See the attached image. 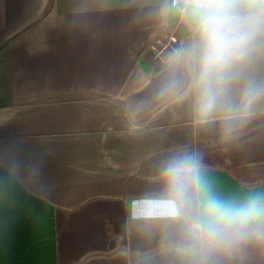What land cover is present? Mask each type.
I'll use <instances>...</instances> for the list:
<instances>
[{
  "label": "crops",
  "instance_id": "crops-1",
  "mask_svg": "<svg viewBox=\"0 0 264 264\" xmlns=\"http://www.w3.org/2000/svg\"><path fill=\"white\" fill-rule=\"evenodd\" d=\"M168 4L0 0V264H264V242L205 251L196 219L205 193L264 195V97L240 108L264 52L204 117ZM190 155L193 202L173 215L164 166Z\"/></svg>",
  "mask_w": 264,
  "mask_h": 264
},
{
  "label": "clouds",
  "instance_id": "clouds-1",
  "mask_svg": "<svg viewBox=\"0 0 264 264\" xmlns=\"http://www.w3.org/2000/svg\"><path fill=\"white\" fill-rule=\"evenodd\" d=\"M169 14L187 22L190 43L181 58L191 69V86L198 94L199 112L209 117L226 106L228 94L241 77L240 69L264 52V0H169ZM170 81L165 91L179 89ZM264 97V85L249 81L240 108ZM195 155L169 161L164 174L173 199L167 207L175 215L193 202ZM197 238L207 252H227L255 241L264 242V195L243 202L221 200L205 193L197 216Z\"/></svg>",
  "mask_w": 264,
  "mask_h": 264
},
{
  "label": "built area",
  "instance_id": "built-area-1",
  "mask_svg": "<svg viewBox=\"0 0 264 264\" xmlns=\"http://www.w3.org/2000/svg\"><path fill=\"white\" fill-rule=\"evenodd\" d=\"M159 41H160V40H159ZM175 41H177L176 36H175V34L171 33V34L168 36V41H167V42L162 43V46H159V45H158V48H157V52H158V54L164 50V48L166 47V45H167L169 42H175ZM161 42H162V40H161Z\"/></svg>",
  "mask_w": 264,
  "mask_h": 264
}]
</instances>
